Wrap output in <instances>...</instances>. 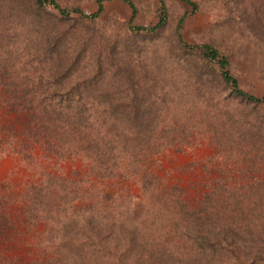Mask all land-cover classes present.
Masks as SVG:
<instances>
[{
  "label": "rangeland",
  "instance_id": "obj_1",
  "mask_svg": "<svg viewBox=\"0 0 264 264\" xmlns=\"http://www.w3.org/2000/svg\"><path fill=\"white\" fill-rule=\"evenodd\" d=\"M30 1L0 0V264H29L53 254L54 240L61 233V207L30 209V187L47 182L53 202L67 191L77 205H107L133 219L166 192L196 206L203 193L216 186L225 220L233 223V230L248 229L253 248L263 250L264 107L239 102L213 77L197 85L196 74L202 72L204 77L206 68L180 48L175 27L184 14L182 39L212 43L228 56L239 84L260 94L264 92V37L259 32L264 0H194V9L181 0H164V24L145 33L128 29L131 8L125 0H103L102 9L90 21L70 10L63 25L56 9L46 5L35 9ZM57 1L83 12L96 9L95 0ZM132 2V23L149 25L157 20L158 0ZM50 38L55 50L42 53ZM122 68L139 82L152 81L149 90L163 92L169 100L168 107L158 110L153 134L186 140L163 148L147 163L148 188L153 186L149 196L136 182L139 172L99 176L79 154L65 155L61 147L53 152L41 140L24 135L26 118L18 111L22 105H43L37 96L44 89H70L74 98L79 91L84 105L99 108L104 102L98 98L104 92L122 95L113 84ZM59 70H65V78L49 82ZM124 94L127 97L130 91ZM150 94L159 99L157 93ZM30 96L34 99L28 102ZM54 99L52 107L65 104ZM55 180H65L67 187Z\"/></svg>",
  "mask_w": 264,
  "mask_h": 264
},
{
  "label": "trees",
  "instance_id": "obj_2",
  "mask_svg": "<svg viewBox=\"0 0 264 264\" xmlns=\"http://www.w3.org/2000/svg\"><path fill=\"white\" fill-rule=\"evenodd\" d=\"M95 1L96 9L89 13L77 7L62 6L57 0H31L30 4L35 9L45 5L53 7L57 20L63 25L70 10L77 12L81 20H92L102 9L103 0ZM125 1L131 8L128 29L145 33L164 24V0H158L157 20L149 25L132 23L135 7L132 0ZM181 1L192 9L196 7L194 0ZM183 18L184 14L179 16L175 27L177 43L184 53L193 55V60L206 68L205 78L201 76L202 72L196 74L197 85H204V81L213 77L216 84L226 87L239 102L264 107V92L256 94L244 89L230 71V60L225 53L209 42L190 43L182 39L179 29ZM259 32L264 37L263 23ZM52 40L50 38V42L42 47V53L55 50ZM122 71L113 82L122 95L109 96L104 92L98 99L105 104L101 103L99 108L84 105L79 91L74 98V93L70 96V89L63 92L44 89L37 96L43 105H22L18 111L26 118L23 121L24 135L35 141L41 140L53 152L61 147L64 150L60 153L65 155L79 154L90 171H96L99 176H125L139 172L136 182L141 193L149 196L153 186L148 188L147 179L151 175L147 172V163L163 148L186 140L153 134L159 124V111L168 107L169 100L163 92L149 90L152 81L147 85L144 81L139 82L138 77L131 75L126 68ZM63 78L65 70H59L52 73V80L47 81L59 83ZM30 83L33 84V80ZM75 84L78 85V81ZM121 89L129 90L130 94L126 97V92ZM150 93H157L159 99L155 100ZM54 96L65 104L56 103V107H52L50 102ZM136 97L138 103L143 102L133 103ZM33 99L34 96H30L28 102ZM50 183L30 187V209L35 211L39 205L42 208L61 207L58 217L61 233L55 234L57 238L51 256L29 264H264V244L260 247L263 250L255 249L250 243L252 234L248 229L243 226L240 230L234 226L236 229L233 230V223L225 220L224 209L217 204L216 186L203 193L196 206L180 199L176 193L166 192L164 196H158L157 204L145 207V212L133 219L107 205L97 206L94 202L77 205L73 203L75 197L69 198L71 196L67 194L70 192L67 191L57 195L56 202H53ZM55 183L67 187L65 180H55Z\"/></svg>",
  "mask_w": 264,
  "mask_h": 264
}]
</instances>
